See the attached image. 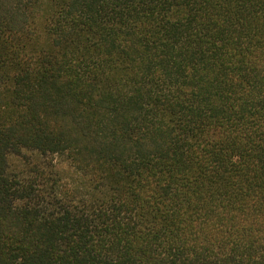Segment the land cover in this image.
I'll list each match as a JSON object with an SVG mask.
<instances>
[{
  "label": "trees",
  "instance_id": "1",
  "mask_svg": "<svg viewBox=\"0 0 264 264\" xmlns=\"http://www.w3.org/2000/svg\"><path fill=\"white\" fill-rule=\"evenodd\" d=\"M0 264H264V0H0Z\"/></svg>",
  "mask_w": 264,
  "mask_h": 264
},
{
  "label": "rangeland",
  "instance_id": "2",
  "mask_svg": "<svg viewBox=\"0 0 264 264\" xmlns=\"http://www.w3.org/2000/svg\"><path fill=\"white\" fill-rule=\"evenodd\" d=\"M45 24L46 14L39 11L37 15L32 18L28 34L23 39V43L26 44L29 53L40 55L49 50V34Z\"/></svg>",
  "mask_w": 264,
  "mask_h": 264
}]
</instances>
